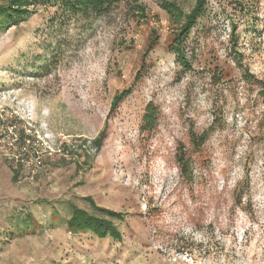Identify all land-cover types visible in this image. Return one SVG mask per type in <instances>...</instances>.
I'll use <instances>...</instances> for the list:
<instances>
[{
	"label": "rangeland",
	"instance_id": "obj_1",
	"mask_svg": "<svg viewBox=\"0 0 264 264\" xmlns=\"http://www.w3.org/2000/svg\"><path fill=\"white\" fill-rule=\"evenodd\" d=\"M196 1L39 0L0 32V264H264V0H208L183 63ZM86 197L121 240L68 230Z\"/></svg>",
	"mask_w": 264,
	"mask_h": 264
},
{
	"label": "trees",
	"instance_id": "obj_2",
	"mask_svg": "<svg viewBox=\"0 0 264 264\" xmlns=\"http://www.w3.org/2000/svg\"><path fill=\"white\" fill-rule=\"evenodd\" d=\"M39 0H7L0 5V32L19 25L21 22L29 19L35 12V6ZM68 10L75 13L91 12L96 15H102L109 11L113 5L121 0H58ZM208 0H197L195 6L190 13L185 14L182 9H179L174 3L170 7L166 6V10L172 11L174 14L177 11L175 17L177 20L183 19L182 25L179 27L177 40L170 49L177 54V60L183 63L188 62L186 59V53L184 50V42L187 40L191 30L196 26L198 19L204 13ZM117 102V99L114 103ZM108 137L107 124L93 139L92 143L97 150H100L104 145ZM18 171L14 176V180L17 179ZM91 203L92 210H88L83 207H79L75 204H71V213L66 219V227L72 233L90 232L98 238L111 237L116 240L122 239V233L119 228V221L124 220V213L110 209L104 206L96 204L93 198L86 197ZM26 222V221H24ZM27 224V222H26ZM27 226H33L31 221Z\"/></svg>",
	"mask_w": 264,
	"mask_h": 264
}]
</instances>
